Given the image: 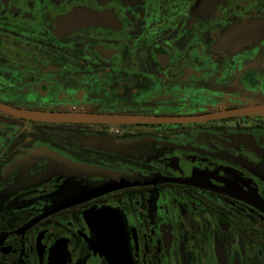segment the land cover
I'll return each instance as SVG.
<instances>
[{
  "label": "flooded vegetation",
  "instance_id": "1",
  "mask_svg": "<svg viewBox=\"0 0 264 264\" xmlns=\"http://www.w3.org/2000/svg\"><path fill=\"white\" fill-rule=\"evenodd\" d=\"M0 264H264V0H0Z\"/></svg>",
  "mask_w": 264,
  "mask_h": 264
},
{
  "label": "water",
  "instance_id": "2",
  "mask_svg": "<svg viewBox=\"0 0 264 264\" xmlns=\"http://www.w3.org/2000/svg\"><path fill=\"white\" fill-rule=\"evenodd\" d=\"M13 114L23 116L30 119L53 120V121H79V122H101V123H132V122H181L198 119L202 116H186V115H137V114H116V113H92V112H55V111H37V110H18L4 109ZM140 181L148 182L149 178H140ZM121 182V179L116 181ZM119 184L110 182L99 187L96 191L104 190V188H112ZM114 254V253H113ZM117 260V259H115ZM118 261V260H117ZM120 262V261H119Z\"/></svg>",
  "mask_w": 264,
  "mask_h": 264
}]
</instances>
